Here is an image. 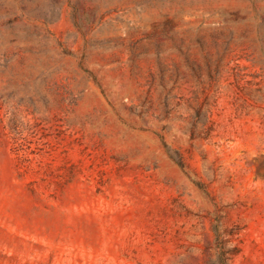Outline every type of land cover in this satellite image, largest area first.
Here are the masks:
<instances>
[{
    "label": "rangeland",
    "instance_id": "obj_1",
    "mask_svg": "<svg viewBox=\"0 0 264 264\" xmlns=\"http://www.w3.org/2000/svg\"><path fill=\"white\" fill-rule=\"evenodd\" d=\"M0 264H264V0H0Z\"/></svg>",
    "mask_w": 264,
    "mask_h": 264
}]
</instances>
